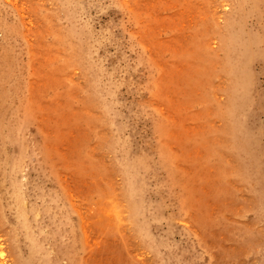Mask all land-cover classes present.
I'll list each match as a JSON object with an SVG mask.
<instances>
[{"label":"rangeland","instance_id":"rangeland-1","mask_svg":"<svg viewBox=\"0 0 264 264\" xmlns=\"http://www.w3.org/2000/svg\"><path fill=\"white\" fill-rule=\"evenodd\" d=\"M0 264H264V0H0Z\"/></svg>","mask_w":264,"mask_h":264},{"label":"bare ground","instance_id":"bare-ground-1","mask_svg":"<svg viewBox=\"0 0 264 264\" xmlns=\"http://www.w3.org/2000/svg\"><path fill=\"white\" fill-rule=\"evenodd\" d=\"M20 226V225H19ZM25 226V225H24Z\"/></svg>","mask_w":264,"mask_h":264}]
</instances>
